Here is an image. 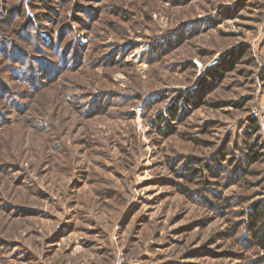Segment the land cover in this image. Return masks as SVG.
Listing matches in <instances>:
<instances>
[{
	"label": "rangeland",
	"instance_id": "374dc122",
	"mask_svg": "<svg viewBox=\"0 0 264 264\" xmlns=\"http://www.w3.org/2000/svg\"><path fill=\"white\" fill-rule=\"evenodd\" d=\"M263 205L264 0H0V264H264Z\"/></svg>",
	"mask_w": 264,
	"mask_h": 264
},
{
	"label": "trees",
	"instance_id": "16d2710c",
	"mask_svg": "<svg viewBox=\"0 0 264 264\" xmlns=\"http://www.w3.org/2000/svg\"><path fill=\"white\" fill-rule=\"evenodd\" d=\"M242 56V55H241ZM230 59H228L227 61H229ZM232 65V64H231ZM233 67H229L228 69H232ZM218 73L221 75L223 73H221L220 71H218ZM218 74L217 73H212L210 74L211 78H215V76H217ZM255 121L253 122V125L251 126L252 127V130H256V127L254 126L255 124ZM249 149H250V155H249V158H252L253 155L256 153V151L251 147L249 146ZM253 149V150H252ZM257 216L255 218L257 219H262L263 220V227L261 229V231H263L260 235L257 234V232L255 231V238L257 240V244L260 245V247L262 249H264V205L263 207L256 213ZM260 231V230H259Z\"/></svg>",
	"mask_w": 264,
	"mask_h": 264
}]
</instances>
